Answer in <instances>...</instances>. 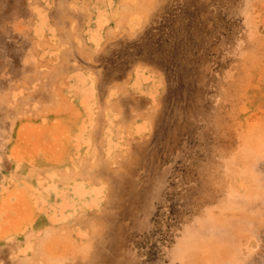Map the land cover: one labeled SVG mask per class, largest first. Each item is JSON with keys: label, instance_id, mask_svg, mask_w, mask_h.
Wrapping results in <instances>:
<instances>
[{"label": "rangeland", "instance_id": "1", "mask_svg": "<svg viewBox=\"0 0 264 264\" xmlns=\"http://www.w3.org/2000/svg\"><path fill=\"white\" fill-rule=\"evenodd\" d=\"M0 264H264V0H0Z\"/></svg>", "mask_w": 264, "mask_h": 264}]
</instances>
